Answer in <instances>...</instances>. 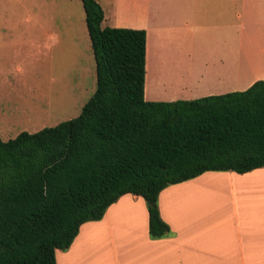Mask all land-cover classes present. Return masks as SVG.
Returning a JSON list of instances; mask_svg holds the SVG:
<instances>
[{
    "label": "trees",
    "instance_id": "obj_1",
    "mask_svg": "<svg viewBox=\"0 0 264 264\" xmlns=\"http://www.w3.org/2000/svg\"><path fill=\"white\" fill-rule=\"evenodd\" d=\"M95 89L79 114L0 138V264H56L82 223L126 193L144 199L149 236L170 234L157 198L205 171L264 167V79L195 99L144 98L146 31L101 26L81 0Z\"/></svg>",
    "mask_w": 264,
    "mask_h": 264
},
{
    "label": "crops",
    "instance_id": "obj_2",
    "mask_svg": "<svg viewBox=\"0 0 264 264\" xmlns=\"http://www.w3.org/2000/svg\"><path fill=\"white\" fill-rule=\"evenodd\" d=\"M96 1L102 27L146 31V100L242 91L264 79V0H111L108 8ZM39 27L47 46L61 41L51 22ZM21 36L8 55L0 38V136L47 115L27 106V23ZM157 204L168 236H149L144 199L126 193L101 219L80 225L70 246L55 251L56 264H264V167L205 171L162 189Z\"/></svg>",
    "mask_w": 264,
    "mask_h": 264
},
{
    "label": "rangeland",
    "instance_id": "obj_3",
    "mask_svg": "<svg viewBox=\"0 0 264 264\" xmlns=\"http://www.w3.org/2000/svg\"><path fill=\"white\" fill-rule=\"evenodd\" d=\"M110 1L102 0V3L108 8ZM43 20L51 22L53 31L56 30L52 34L56 33L61 41L48 46L41 41L43 31L39 23ZM26 23L27 106L46 108L47 115L34 121L44 122L37 125L40 129L79 114L95 89V66L81 0H0V38L5 55L16 38H23L18 34ZM59 33H63V38ZM224 71V68L220 70ZM229 76L235 78L234 67ZM31 123L27 131L37 127H31ZM20 128L14 126L0 138L4 141L13 138Z\"/></svg>",
    "mask_w": 264,
    "mask_h": 264
}]
</instances>
